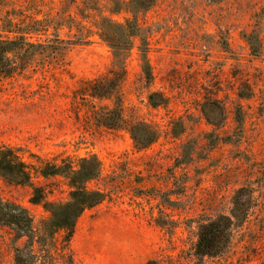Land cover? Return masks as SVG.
Wrapping results in <instances>:
<instances>
[{"label": "rangeland", "instance_id": "1", "mask_svg": "<svg viewBox=\"0 0 264 264\" xmlns=\"http://www.w3.org/2000/svg\"><path fill=\"white\" fill-rule=\"evenodd\" d=\"M127 1L0 0V20L12 12L14 22L43 21L45 32L30 40L57 37L65 47L62 65L0 80V150L30 165L33 183L54 202L68 200V182L43 178L39 168L95 157L101 176L90 186L107 193L67 241L63 230L49 237L50 213L30 202V186L0 176V198L26 208L45 238L34 244L31 264H196L198 225L230 215L239 188L245 219L222 254L197 264H264V0H153L134 16ZM104 17L141 26L121 91L124 117L158 132L141 150L127 130L96 128L89 106L73 98L82 81L112 67L113 51L99 35ZM1 25L2 36H13ZM25 243L0 226V264H16L15 249Z\"/></svg>", "mask_w": 264, "mask_h": 264}, {"label": "trees", "instance_id": "2", "mask_svg": "<svg viewBox=\"0 0 264 264\" xmlns=\"http://www.w3.org/2000/svg\"><path fill=\"white\" fill-rule=\"evenodd\" d=\"M152 5L153 0H128L125 10L134 16L139 12H147ZM12 14V12L6 13L0 20L3 31L13 34V36L0 34V80L23 74L32 66L44 68V66L62 65L65 47L61 46L63 42L57 37L44 42L30 40L32 35L45 32L43 21L28 17V20L24 18L14 22L10 18ZM14 15L17 13L15 12ZM98 28L100 37L113 51L112 67L105 74L82 81L73 91V98L80 99L85 103L84 106H89L87 117L96 128L127 130L138 150L147 148L156 141L158 132L147 122L128 121L124 117L121 96L122 84L126 78L124 63L131 50L133 39L139 36L141 26L136 19L120 23L104 17L99 21ZM247 39L251 52L257 55L255 37L249 35ZM145 55V52L142 53L143 58ZM103 100H113L114 104L113 106L97 105L96 101ZM149 101L153 106V94L149 96ZM76 113L79 117L78 110ZM37 172L43 178L64 177L69 185L68 200L65 202L49 200L45 189L33 183L30 165L22 161L14 150L7 148L0 150V176L11 184L30 186L32 188L30 202L42 205L50 213L46 226L49 237L55 231L63 230L66 232V240L69 241L83 212L107 197L104 190L90 186L91 182L98 181L101 176L100 162L95 157H87L81 158L75 167L65 163L46 164ZM245 194L244 188L236 190L230 215H221L198 225L197 239L193 248L196 264L204 257L219 256L228 248L235 223H241L245 219L249 208ZM0 226L11 230L14 242L26 238L25 245L15 249L14 260L16 264H31L36 258L34 244L42 246L45 238L35 233L34 221L28 210L18 203L0 198ZM153 263L151 260L146 264Z\"/></svg>", "mask_w": 264, "mask_h": 264}]
</instances>
